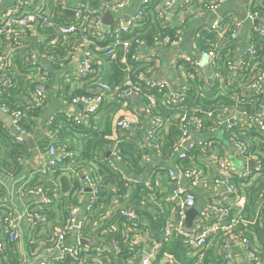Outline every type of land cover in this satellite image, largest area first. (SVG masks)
<instances>
[{
  "label": "built area",
  "instance_id": "1",
  "mask_svg": "<svg viewBox=\"0 0 264 264\" xmlns=\"http://www.w3.org/2000/svg\"><path fill=\"white\" fill-rule=\"evenodd\" d=\"M4 1L0 0V6ZM227 1L234 0L205 2L201 13L217 11ZM178 2L164 0L156 8L157 18L163 20L173 13ZM149 4L148 0H101L98 6H93L90 0H13L11 9L0 14V35L9 42L7 50L0 52V97L4 86L14 85L10 74L17 70L15 52L23 45L20 33L27 32L35 39L21 56L31 84L29 98L36 107H45L49 116V94L56 86L55 71L62 78L58 79L56 87L63 105L60 110L79 125H88V119L107 101H116L125 107L133 98H138L145 105L149 121L145 139L157 147L158 134L167 127L166 117L158 108L165 106L174 110L178 136L173 154L177 161L158 166L157 171L154 167L150 179L144 181L148 189L153 190L155 186L159 193L164 192V185L169 186L172 217L166 219L161 236L156 237L147 221L119 201L104 208L94 221L96 230L84 234L85 216L92 215L99 204L100 179L85 167L76 169L70 165L77 157L76 148L52 140L43 152L40 151L34 173L46 175L57 168H73L79 185L74 190V198L66 204L67 214L53 222L46 212L53 201L50 189L31 185L30 177L17 179L18 194L29 195L34 206L16 213L13 204L0 197V253L6 244L22 242L20 253L28 254L27 238L30 243L39 242L32 231L37 224H42L48 233L47 241L37 245L35 255L25 257L26 264H187L165 249L174 239H178L188 253L199 255L200 262L204 253L214 251L221 264H237L232 244L238 243L248 264H261L252 226L258 218L246 219L243 213L246 195L239 191L234 179L257 177L264 162V151L254 147L246 136L252 129L264 134V53L251 38V33L244 39L241 31L245 21L250 20L251 32L254 30L264 38V14L251 6L241 18L232 22L227 21L224 14H218L205 29L213 34V39L201 36V30L200 36L198 34L186 50L179 46L184 34L178 29L173 36L157 35L151 42L135 32V27L146 19ZM131 6L133 13L123 15L122 11ZM107 11L114 15L115 22L104 31L102 18ZM127 34L130 36L124 37ZM100 41L109 42L101 45ZM60 43L65 46L63 51L58 50ZM118 50L121 53L117 58ZM100 53L119 59L124 65L125 75L119 84L105 79L106 68H102L104 62ZM165 53L180 72H185L189 82L176 76L172 80L165 75L153 77ZM136 62L147 67L136 72L133 66ZM76 63L80 64L78 68ZM197 80L202 83L198 89L203 98L206 90L218 86L219 92L213 99L223 94L232 102L218 99L206 107L190 106V95ZM66 83L70 84L69 88ZM76 85L80 93L73 94L72 88ZM80 104L84 106L82 111L69 110ZM0 111L11 118V123L5 120L0 123L3 122L15 141L21 142L22 136L32 134L22 124L28 113L26 108L13 109L0 101ZM137 113L131 111L116 119L118 135L113 139L115 143L107 158L109 166L121 173L127 183L138 180L121 168L123 157L117 142L132 134L138 122ZM192 139L194 141L186 146ZM189 158L193 163H184ZM32 159L33 156L19 157L18 162L24 165ZM236 161L242 163V168L234 166ZM252 161L256 163L253 168ZM0 172L7 175V179L12 180L14 176L13 169L4 167L1 159ZM212 186L219 188L215 190ZM203 188L210 193L206 210L198 212L188 227V211L196 206L197 190ZM35 195H40L41 201L36 200ZM261 197L258 207L264 214V194ZM151 199L158 204L153 194ZM113 218L124 221L106 225L105 221Z\"/></svg>",
  "mask_w": 264,
  "mask_h": 264
},
{
  "label": "trees",
  "instance_id": "2",
  "mask_svg": "<svg viewBox=\"0 0 264 264\" xmlns=\"http://www.w3.org/2000/svg\"><path fill=\"white\" fill-rule=\"evenodd\" d=\"M93 6H98L101 0H90ZM258 8L264 14V6L255 7ZM254 8V9H255ZM156 5L150 3L147 8L146 19H144L139 25L135 27V32L140 36L144 37L146 40L151 42L155 36H173L177 30V27H171L165 24L166 18L163 20L157 18L156 16ZM43 30V29H42ZM201 36L213 39V34L208 33L207 30L201 29ZM130 34L124 35V37H129ZM251 38L257 43L260 51L264 53V38L256 31L251 32ZM109 41H100L101 45H106ZM65 46L59 44L58 50L63 51ZM121 53V50L117 51L116 57L118 58ZM103 60L102 68H106L105 79L113 84H119L125 75L124 65L119 62V59L109 58L104 53H100ZM17 65L19 71H15L10 75L13 78V86H4L2 88L0 101L9 105L11 108H26L27 116L23 119L22 124L24 128L30 133H37L38 131V121L45 118L43 124L44 130L46 131H57L64 132L65 130L69 132L70 130H75L76 132H84L85 134H93L92 139L90 138L87 145L84 146L81 157L82 159L90 162L92 170L91 174L100 179L101 183V194L99 198V204L97 205L95 212L92 215L85 216V226L83 229L84 234L88 232H93L96 230V224L94 221L101 215L106 206L115 205L116 201H119L123 206L133 209L137 215L142 218L143 221H147L152 228L153 233L156 237L161 236V232L166 223V219L169 217L170 213V201L168 200V195L166 193H159L158 188L154 186V189H148L144 181L150 179L148 170L150 166L154 165L155 171L158 170V166H165L168 162L177 161V156L173 154V145L177 141L178 128L177 121L175 118V111L167 109L165 106L158 108L159 113L166 117L167 127L166 129L158 134L157 147L152 146L153 143L145 139V130L144 134L141 131H136L134 134H130L127 137L119 138L117 142L119 151L123 157L122 169L124 173L130 175L132 178L138 180L137 183H127L125 179L122 178V174L113 170L108 163V151L111 148L112 144L115 142L110 138L112 134V125L107 120L106 126L103 130L93 131L86 125L76 124L72 119L67 118L60 110V113L52 114L50 116L46 115L45 107H36L32 100L29 98L28 89L31 88V84L27 79V68L25 61L21 59V56L16 57ZM134 71L145 69L147 65L142 66L141 62H136L133 64ZM95 69L98 70V66H95ZM99 74L96 73L92 78L96 77ZM195 88L192 91V105H201L209 106L218 99L225 102L231 103L232 100L227 96L220 94L217 100L213 99L216 93L219 92V87L215 86L211 90H206L204 98L199 95L198 86H201L200 81H196ZM80 91H76L73 94H78ZM31 103V104H29ZM121 107V106H119ZM248 107V106H247ZM54 116V117H52ZM50 118L52 120L50 121ZM115 124L113 125V127ZM109 127V128H107ZM36 143L41 152H43L46 147L52 142L53 137L50 135L44 134L42 131L37 133ZM61 136H58L62 140H54L56 143H65V133H61ZM108 136V137H107ZM249 140L252 141L253 146L256 148H261L264 151V134L259 133L257 130H248L246 135ZM0 146L3 149L0 154V159L2 162L10 164L13 168L21 170L23 165L18 162L19 157H28L31 158V151L25 141H15L14 137L9 134L8 129L3 127L0 123ZM74 147V146H73ZM75 148V147H74ZM94 162L95 166L92 164ZM184 163L192 164L190 158ZM5 167V166H4ZM85 167V166H83ZM82 167V168H83ZM88 169V168H87ZM14 170V169H13ZM61 173V168H57L51 173L46 175H41L42 179H33L31 185H43L45 188L50 189V195L54 198L53 187L54 185L51 182V178L59 177ZM252 176V175H251ZM250 176V178H251ZM35 178V177H34ZM66 177L60 176V185L64 188L67 193L63 201L58 207L61 212H56L53 206L56 202L53 201L52 206L46 207V212L53 220L57 222L60 218H63V214H67L66 204L68 201L72 200L75 195V189L79 185V181L74 177L70 180V184L65 182ZM166 181V179H165ZM234 183L240 192L245 193V207L244 215L246 219L253 220L257 219L258 221L253 224L256 235L255 240H257L260 245L264 247V214L259 211V199H261V194H264V162L261 168V173L252 179H234ZM154 185V184H153ZM167 186V184H166ZM169 188V186H168ZM243 190V191H241ZM4 190L0 189V196H3ZM127 194V196H125ZM153 194L154 200L158 202L155 203L151 199ZM5 195V194H4ZM165 195V198L169 201L166 207H160L161 200L160 196ZM157 196V198H156ZM145 202V203H143ZM262 219V220H261ZM122 218H113L111 220L105 221L106 225L109 223H123ZM40 228V226H39ZM118 238L120 237L117 234ZM38 243V242H37ZM37 243H30L29 238H27V248L32 251L37 247ZM6 249L7 260H4L5 264H16L17 258L20 252H18V247L16 243H8ZM170 253L174 254L176 258H180L182 261H185L187 264H221L220 260L216 258L214 251H209L208 254L204 253L203 260L199 261V255H194L188 253L186 248L180 246L178 239H174L165 247Z\"/></svg>",
  "mask_w": 264,
  "mask_h": 264
},
{
  "label": "crops",
  "instance_id": "3",
  "mask_svg": "<svg viewBox=\"0 0 264 264\" xmlns=\"http://www.w3.org/2000/svg\"><path fill=\"white\" fill-rule=\"evenodd\" d=\"M135 1H139V0H135ZM148 1L149 3L156 5V8H157V6L161 4L164 0H148ZM212 1L214 0H179V2L174 6L173 13H170L169 15H167L165 24L171 27H177L178 30L183 31L184 39L179 45L182 49L189 50L192 45L191 42L193 41V39L194 38L196 39L198 34L200 36L201 29H207L209 25L217 18L218 14H224L227 18V21L229 20L230 22H232L235 19L241 18L245 14V10L247 9V7L251 6L255 8L259 6H264L263 0H234V1H229V2L227 1L223 3V5H221L217 11H209L206 13H201L202 12L201 9L204 7L205 2L210 3ZM70 2H73V0H70ZM12 6H13V0L4 1L0 6V14H4L8 10H10ZM133 11H134V8L131 6L127 8L126 10L122 11V14L127 16L133 13ZM252 27L253 25L250 24V22L245 24V27H243V29L241 30L242 34L244 35V36L242 35V38L245 39V37L247 38L250 35ZM20 35H21L23 45L22 47H20L19 50L18 49L16 50L15 52L17 53L16 56H22V54L24 53V50H26L27 45L29 43L33 44L35 42V39L29 37V33L27 32L20 33ZM227 38L228 37H226V39ZM6 40H7L6 38L0 35V52L7 50L9 42ZM161 57L162 59L160 60V66L157 67L156 70H154L153 77H156L159 75H165L166 77L172 80L176 76L181 81L189 82L188 77L185 74V72L184 74L183 72H180L179 69L174 66L175 64L172 63L171 58L166 53L163 54ZM16 64H17V61H16ZM14 67L17 69V71H19L18 65H14ZM75 67L78 68L77 65H75ZM60 78L61 77H59V72L55 71L54 80H55L56 86L53 87V90L50 91V94H49V101H50L49 105L51 106L49 109L50 115L51 113L55 111L63 109V105L60 99L58 98V90L56 88L58 84V79ZM69 87H70V84L66 83V88H69ZM72 90L74 93L76 91H80V88L76 85L72 88ZM81 107L84 109V106L80 104V107L79 105L77 107H70L69 110L70 111L74 110L73 112L78 113L83 110L81 109ZM144 109H145V105L143 104L141 99H138V98H133L132 101L128 103L127 106L125 107L124 105L122 106L120 103H117L116 101H107L105 102L103 107L99 110V112L96 115L91 116L90 119H88V125L86 126L91 128V130L93 131L103 130L106 126L107 120H109V122L112 125V128H111L112 134L110 135V138L114 139L118 135V132L117 134L115 132V126L113 127L116 119L122 116L123 114H126V113L130 114L131 111H135L139 113V114L137 113L136 115V120L138 122L136 121L137 123H135V128L133 129L134 131L132 132V134H134V132L136 131H141L144 134V129H146L147 125L149 124L148 117ZM45 118L46 117H43L38 121L39 127L37 130L38 131L37 133H40V131H42L44 134L50 135V137H53V140H57V139L62 140L58 136H61L60 135L61 133H65L64 135L65 143L71 144L72 146H74L77 152V157L73 161V164H70V165L76 169L82 168L83 166H85V168L92 170V167L90 166L91 161L87 162L86 160L80 157H81V152L84 146L87 145L90 138L92 139L93 134L88 135V134H85L84 132L82 133L76 132L75 130H70L69 132H67L66 130L64 132H60L59 130L53 131V132L46 131L44 130V126H43L45 122ZM0 120H4V119H0ZM114 143L112 144V146L114 145ZM2 151L3 149L0 146V154L2 153ZM230 155L232 156V150H230ZM232 158L234 157L232 156ZM31 163L32 161L24 164L21 170H17V168L15 167L13 168L10 164L2 162V165L7 167L8 169H14L13 170L14 176L12 177L13 181L11 179H7L8 176L0 172V189L3 188L4 194H5V195L3 194L2 198H6L8 202L13 204L16 210L15 211L16 213L32 209L34 206L33 202L31 201L32 198L29 197V195H24V194L20 195L15 189L18 186L19 182L17 179L19 178L30 177L32 181L33 179H36V176H37L38 179H42L41 175L39 174L36 175L34 173L35 169L33 171L30 170V167H32ZM92 164L95 166L94 162H92ZM67 167L69 168L61 169V173L59 177L57 176L53 177L55 175L54 174L51 178V182L54 185L53 191H52L54 194V198H52V200L56 202L53 208H55L56 212H61L58 207L63 201L64 196L69 192L68 191L66 193L64 188H62V186L60 185V176L62 175L66 177L65 179L66 183H68L70 180L76 177V174H75L76 172L73 170V168L70 166H67ZM68 184H70V182ZM212 187H214L215 190H218L219 188L217 186H212ZM163 191L164 193L169 195L168 186L164 185ZM209 194L210 193H206L204 188L197 190V200H196L197 203L194 208H196L199 213L204 212L206 210L207 202L210 199ZM35 196H36V200L41 201L40 195H35ZM160 198H161L160 206L166 207L169 201L165 198V195H161ZM53 201L51 203V206L53 204ZM171 206L172 204L170 202V208ZM170 217H172L171 210H170L169 218ZM44 229H45V226H43L42 224H37L34 230L32 231V234L35 236L36 239L42 234V232L45 233V238L40 243L39 242L37 243L38 246L43 245L47 241L48 233ZM258 244H259L258 249L260 251V256H261L260 263L264 264V247L260 245L259 242ZM22 246H23L22 242L17 244L18 252H21ZM232 246H233L232 248L234 249V255H235V260L237 264H248L243 248L238 243H233ZM6 249H7V246H5L4 251L0 253V264H5L4 260H7ZM35 251L36 249H33L32 251L29 250V253H28L29 255L26 253H23V254L19 253L16 264H26L25 257L27 258L28 256L35 255L36 253Z\"/></svg>",
  "mask_w": 264,
  "mask_h": 264
},
{
  "label": "water",
  "instance_id": "4",
  "mask_svg": "<svg viewBox=\"0 0 264 264\" xmlns=\"http://www.w3.org/2000/svg\"><path fill=\"white\" fill-rule=\"evenodd\" d=\"M67 13H71V12L67 11ZM113 22H115L114 15L110 11H107L102 18V23H103L102 29L104 31H106ZM249 22H250V20H246L245 24L249 23ZM255 22L258 23V20H255ZM76 65L78 67L80 66L79 63H76ZM79 107H80V105H79ZM81 109H83V108L81 107ZM72 111H74V110H72ZM0 119H4L8 123H11V118L7 117L4 113H2V111H0ZM22 137H23V141H25L27 143V145L29 146L30 151H31L32 156H33V160L31 163L33 168L30 167V170L33 171L38 166V163L40 160V149L38 148V146L36 144L37 134L32 133L30 135H24ZM193 141H194V139L189 140L185 145L188 146V144L192 143ZM107 155L108 156L110 155V151L107 153ZM255 166H256V163L252 161L251 162V168H253ZM153 169H154V165L150 166L148 173L151 174ZM197 213H198V210L196 208H191L188 211V217H187V222H186L188 227H191L193 220H194L195 216L197 215Z\"/></svg>",
  "mask_w": 264,
  "mask_h": 264
},
{
  "label": "rangeland",
  "instance_id": "5",
  "mask_svg": "<svg viewBox=\"0 0 264 264\" xmlns=\"http://www.w3.org/2000/svg\"><path fill=\"white\" fill-rule=\"evenodd\" d=\"M219 136H221V134H219ZM234 166L240 169L242 168V163L240 161H236L234 162ZM44 238H45V233L42 232V234L37 239L39 242H41Z\"/></svg>",
  "mask_w": 264,
  "mask_h": 264
}]
</instances>
